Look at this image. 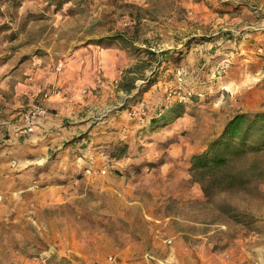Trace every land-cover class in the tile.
Here are the masks:
<instances>
[{
	"label": "rangeland",
	"instance_id": "374dc122",
	"mask_svg": "<svg viewBox=\"0 0 264 264\" xmlns=\"http://www.w3.org/2000/svg\"><path fill=\"white\" fill-rule=\"evenodd\" d=\"M14 2L17 6L19 0ZM153 5L157 15L166 16L175 11L177 18L149 21L140 18L130 24L122 17L124 14L136 12L141 17L147 11L121 2L115 4L107 22L95 21L99 31H112L111 44L117 40L127 47L132 59L140 61L137 78L143 82L144 92L157 82L166 84L155 85L152 94L138 93L137 98H128L123 105L127 115L122 116V127L110 124L98 132L100 137L105 136L100 140V149H93L92 134L85 132L77 137L84 136L82 150L78 151L82 160L91 155L92 149L91 156L100 158L132 156L133 152L163 156L159 150L164 148L156 145L166 146L172 138L158 129L165 126L163 130H166L172 116L163 115L175 104L190 105L201 98L208 106L218 103L234 115L264 113V64H261L264 62V0H154ZM73 9L70 5L65 13ZM30 17L20 24L19 31L33 19L29 31L36 33L20 36L21 41L15 47L19 61L43 55L47 52L44 44L49 51H57L50 48L60 37L52 31L57 27L55 21L38 19L36 15ZM78 25V21L66 20L60 31H72ZM167 29L190 31L184 41V36L175 37L184 44L185 52L178 53L165 46L156 58L154 52L147 50L146 47L157 49L158 43L169 40L166 32L148 36L143 48L132 44L138 40V31ZM215 31L218 32L212 35ZM253 33L257 34L256 38ZM63 39L67 42L66 37ZM248 39L253 41L254 55L259 61L260 71L253 73L243 64L240 68L237 58L245 54H236V51L241 53L238 48L246 45ZM24 42L33 47L26 49ZM198 47L205 53L219 51L210 59V65L204 66L206 69L200 67L209 79L202 91L199 88L203 83L192 81L181 61L189 55L191 65L197 62ZM8 50L6 46L0 48V63L10 56ZM162 57L170 62L161 63ZM180 72L186 77L184 82L178 80ZM106 109L100 111L105 115L100 117L101 121L106 119L107 124L118 120L119 115L111 116L112 110ZM135 123L142 127H133ZM131 143L134 146L130 150ZM229 160L216 175L197 171L189 182L176 187L166 186L158 176H147L150 167L143 168V163L112 164L99 159L92 171L89 167L92 165L80 160L75 176L69 173L71 165L67 164L33 167L29 169L32 179L27 183L33 187L31 195L25 202L16 200L18 206L9 216L5 210L7 199L3 197L0 264H264V150L249 151ZM3 185L5 188L6 184ZM52 189L56 191L52 195L61 192L65 200L61 196L56 202L50 201L55 197L46 198ZM28 203L34 206H29L30 209L26 207ZM175 234L180 244L173 243ZM167 249L177 251L181 258L184 255V260H163L161 257L166 256L161 252Z\"/></svg>",
	"mask_w": 264,
	"mask_h": 264
},
{
	"label": "crops",
	"instance_id": "0c3cea01",
	"mask_svg": "<svg viewBox=\"0 0 264 264\" xmlns=\"http://www.w3.org/2000/svg\"><path fill=\"white\" fill-rule=\"evenodd\" d=\"M121 2L132 8L138 7L147 11L141 17L137 16L136 12L128 11L127 14H124L122 17H125L130 24H135L140 18L142 21H149V19L175 20L177 18L175 11H170L166 16L153 12L154 0H19L17 6L14 0H0V48L6 46L7 49H10L8 50L10 56L5 62L0 63V89L2 90L0 91V197L2 198L0 199V210L4 207L3 197L6 196L7 216L15 211L18 206L16 203L19 200L25 202V198L31 195L30 190L33 187L27 185L32 179V171L29 169L44 164L71 165L72 172L69 173L75 176L79 171L80 160L92 165L89 166L92 171L95 169L94 163L99 159L102 163L110 162L112 164L143 163V168L150 167L147 176L150 174L152 177L157 178L158 176L166 182V186L174 185L176 187L181 182L192 178L190 172L192 157L204 152L208 145L220 136L228 120L234 116L232 110L227 112L224 110L225 108L218 106V103L208 106L201 102V98L197 102H191L190 105L175 104L169 108L168 114H165V117L172 116L166 130H163L165 126L158 129L159 132L170 134L168 137L172 138L170 142L166 143V146H162L161 143L156 145L164 148L163 151L158 149L163 156H153L148 153L135 154V152L132 156L108 155L103 158L91 156L94 155L93 149L101 148L100 140L105 139V136L100 137L98 133L100 130H105L110 124L115 128L122 127V116L127 115L123 105L128 98H137L136 94L138 93L152 94L155 85L166 84V82H157L151 86L149 91L144 92L143 82L137 78V66L140 61L132 59L128 55L127 47L122 46L117 40L115 44L110 43L112 31H99L95 26V21L107 22L112 16L115 4ZM70 5L74 8L73 12L65 13ZM85 5V9H82ZM35 15L38 19L48 20L49 18L55 21L54 24L57 27L52 31H55V35L60 37L56 38V44L54 43V47L50 48L57 51H49V48H46L44 44L47 52H43V55L19 61V57H16L19 52H15V47L21 41L20 36L30 37L36 33V31H29L33 19L26 24L24 29L21 28L22 31H19V26L21 23L25 24L24 21L29 20L30 16ZM66 20L78 21L79 25L72 28V31H60ZM249 28L254 30L253 26ZM155 30L161 29L156 28ZM38 31L40 35L41 29L39 28ZM162 32L170 35V39L164 43H158L157 49L146 47L147 50L154 52L156 58L159 57L158 53L165 50V46L178 53L180 50L185 52L184 44L180 40L176 41L175 37L184 36L182 38L184 41L185 35H187L186 37L190 36V31H173L171 29L146 31V33L138 31V40L132 41V44L143 48L149 41L148 36L162 35ZM217 32L215 31L212 35ZM62 36L66 37L67 42H64ZM252 36L256 38L257 34L253 33ZM154 41L157 42V40ZM24 45H26L24 46L26 49L33 47L32 44L25 42ZM197 49L199 50L197 62H193L191 65L189 62L192 59L189 55H186L181 61L188 77L192 81L203 83L202 88H199L202 91L201 89L206 87L209 82L207 75L202 74V69H206L204 66L210 65V59L218 55L219 51L213 49L205 53L203 49L199 47ZM238 50L241 53L236 51L237 55L245 54V57L237 58L240 59L238 60L240 68L243 64L247 70H250V73L255 70L260 71L257 65L259 61L254 55L253 41L248 39V43L242 45V48H238ZM214 53L215 55H213ZM47 54L49 56H46ZM160 60L161 63L170 62L164 60L163 57ZM212 83L218 84L219 82L212 81ZM37 104L45 107L46 113L36 118L33 121V131L26 133L23 130L27 122L26 111ZM105 109L112 110L111 116L119 115L118 120L107 122V124L106 119L101 121L100 117L105 115L100 111L103 112ZM96 115L100 116L96 117ZM133 127L142 126L135 123ZM85 132L87 135H93L94 147L91 155L88 154L85 156L86 159L83 157L84 160H82L78 151L82 150L80 146L84 136L81 139L76 138ZM104 132L102 131V133ZM139 133L142 132L139 131ZM88 144L91 145V142ZM133 146L134 144L131 143L130 150ZM147 162H153L156 165L150 166ZM131 169L135 168L131 167ZM3 184H6L5 188ZM53 191L55 190H50V194L46 198H55L48 200L56 202V198L60 196L62 200H65L61 192L52 195ZM16 200L17 202H15ZM31 205L34 206L32 203H28L26 207L30 208ZM10 225L14 227V224ZM173 243L180 244L178 234H175ZM162 253L166 256V258L161 257L163 260L172 262L184 260V255L181 258V254L177 251L167 249L162 250ZM33 263L30 262V264Z\"/></svg>",
	"mask_w": 264,
	"mask_h": 264
},
{
	"label": "trees",
	"instance_id": "16d2710c",
	"mask_svg": "<svg viewBox=\"0 0 264 264\" xmlns=\"http://www.w3.org/2000/svg\"><path fill=\"white\" fill-rule=\"evenodd\" d=\"M257 150H264V113H238L204 152L192 157V177L197 171L216 175L229 159Z\"/></svg>",
	"mask_w": 264,
	"mask_h": 264
},
{
	"label": "built area",
	"instance_id": "2783aa9c",
	"mask_svg": "<svg viewBox=\"0 0 264 264\" xmlns=\"http://www.w3.org/2000/svg\"><path fill=\"white\" fill-rule=\"evenodd\" d=\"M259 50H261V49H259ZM178 74H180V76H178V80L181 82L182 81L184 82V78H186L185 75H183V73L181 74V72ZM188 95H190V93H188ZM45 113H46L45 107H43L42 105H39V104L33 105L29 109H27V111H26L27 122H26L25 128L23 129L24 132H26V133L32 132L34 129L33 121L36 118L45 115Z\"/></svg>",
	"mask_w": 264,
	"mask_h": 264
}]
</instances>
